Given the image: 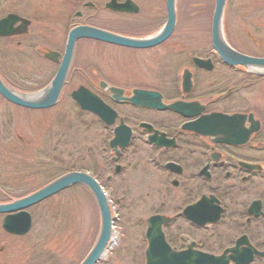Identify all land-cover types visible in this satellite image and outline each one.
Listing matches in <instances>:
<instances>
[{"label":"rangeland","instance_id":"obj_1","mask_svg":"<svg viewBox=\"0 0 264 264\" xmlns=\"http://www.w3.org/2000/svg\"><path fill=\"white\" fill-rule=\"evenodd\" d=\"M35 1L44 4L43 10H37L36 14L43 11V18L47 19L40 18L46 23L54 25L55 20L60 25L69 24L68 14L57 12L64 8L63 0H26V6ZM135 1L141 7L139 15L123 16L120 21L139 18L134 23L123 24L119 30L132 35L141 27L140 18L155 17V24L143 36L153 35L166 20L165 0ZM214 5V0H178L176 29L170 40L154 49L131 51L89 41L79 42L74 66H91L101 70L103 75L109 74L107 78L113 73L134 75L140 86H160L169 79L164 75H178L184 68H193V57L211 56ZM15 7L19 8L18 2ZM224 13L222 28L226 41L236 49L264 54V0H226ZM28 14H31L29 7ZM38 23L33 25L30 35L22 39V46H17L13 39L0 40L1 68L12 73L4 80L21 93L43 91L54 71L51 64H44L36 54L37 44L46 43L38 38L41 29ZM51 30L52 27L43 28L44 33ZM249 34L258 46L252 44ZM214 71L213 76H230L221 65H216ZM70 90L55 107L46 110H22L0 96V203L24 197L63 173L89 172L108 192L115 216L116 245L99 264H143L145 221L153 213L163 211L162 200L157 202L155 199L158 192L162 195L163 172L149 162L153 155L150 151L138 153L143 145L137 139L123 154L129 162L120 159L112 163L113 155L108 146L111 130H103L97 120L84 114L71 99ZM241 93L244 95L246 91ZM247 101L251 108L259 109L264 100L252 97ZM105 144L107 164L100 155ZM137 158H141L138 163ZM115 164L121 166L117 174ZM141 172L146 175L137 179ZM173 208L171 211L174 212L178 206ZM29 212L33 217L32 229L21 238L7 237L0 216V246L5 247L0 254V264H79L100 229L95 200L81 186L59 193Z\"/></svg>","mask_w":264,"mask_h":264},{"label":"flooded vegetation","instance_id":"obj_2","mask_svg":"<svg viewBox=\"0 0 264 264\" xmlns=\"http://www.w3.org/2000/svg\"><path fill=\"white\" fill-rule=\"evenodd\" d=\"M3 2L4 5L0 2V21L7 19L6 23L12 32L16 33L0 40L13 39L16 40L17 46H22V39L29 36L33 25L39 22L41 29L38 38L46 43L37 44L36 54L41 62L51 64L54 68L49 84L63 62L68 36L73 29L89 27L138 39L145 38V31L156 22L155 17L140 18L141 27L132 35L119 30L123 24L134 23L139 18L129 22L120 21L123 16L139 15L141 7L135 0H63L61 3L64 8L57 12L68 14L66 19L69 18V24L65 25H60L55 20L54 25H49L43 20L47 19L43 18V11L37 15L36 11L44 8L42 2L35 1L27 6L26 0ZM17 2L18 9L15 7ZM177 4L178 0L174 30L157 46L135 49L111 45L92 38L78 39L62 96L70 89L72 93L84 88L116 113V118L114 124L108 126L90 112H83L84 114L97 120L103 130L107 131L109 128L112 138L115 136V130L121 125L127 127L131 133L129 146L137 139L143 145L138 153L148 154L147 151H150L153 154L149 156V162L163 172L165 178L160 185L163 187L162 195L159 192L155 195L157 202L162 200L163 211L155 212L147 219L157 216L163 218L161 232L171 253H187L190 255V264H200L192 260L197 259L198 254L212 257V264H264V101L259 109L251 108L247 101L252 97L264 100V75L229 66L220 59L213 48L212 21L211 56L193 57V68H184L178 75H173L175 78L172 75H164L169 79L160 86H140L137 84L138 78L134 75L113 73L107 78L109 74L103 75L101 70L91 66H74L77 45L83 41L127 48L131 51L150 50L165 44L172 37L179 21ZM34 5L36 8H31ZM25 6L26 10H23ZM28 7L31 14H28ZM121 7L128 10L122 11ZM165 9L164 24L148 37L154 36L165 26L168 19L167 0ZM45 27H52V30L44 33ZM248 37L252 44L258 46L256 39L250 34ZM228 45L247 56L264 58L262 53L236 49L230 43ZM52 53L57 54L56 60L46 57ZM195 59L210 61L212 68L199 67ZM216 65H221L230 76H213ZM43 72L41 69V73ZM186 73L189 74V85L185 84ZM8 74L12 75L0 65V79L4 83V77ZM243 90L246 91L244 95L241 93ZM258 90L260 92L256 94ZM113 91L122 93L117 97ZM135 91L156 93L161 96L163 105L182 103L186 108L180 112L172 109L161 110L138 106L125 100L134 97ZM187 105L190 108H187ZM189 126H195L198 131L188 129ZM128 148L121 149L117 154L110 150L113 155L111 162L115 163L120 159L129 162L123 157ZM107 150L105 144L100 154L105 164ZM140 159L137 158L136 163ZM120 171L121 166L115 164L114 172L117 174ZM142 174L146 175L141 172L137 179H140ZM175 206L178 208L174 212L171 211ZM0 216L3 224L5 215ZM2 230L7 237L12 238H21L30 233L29 231L24 235H17L3 228ZM144 240L146 247L143 252V264H146L145 252L149 246L146 230ZM4 251L5 247L0 246V254Z\"/></svg>","mask_w":264,"mask_h":264},{"label":"water","instance_id":"obj_3","mask_svg":"<svg viewBox=\"0 0 264 264\" xmlns=\"http://www.w3.org/2000/svg\"><path fill=\"white\" fill-rule=\"evenodd\" d=\"M175 2L176 0H167V22L161 32L150 38H128L89 27L73 29L68 36L63 62L54 79L45 90L39 94L31 95L32 97L24 96L9 89L0 79V95L7 101L27 109L42 110L55 106L66 82L67 73L73 57L75 42L78 39L92 38L109 44L135 49H147L157 46L167 39L174 30L176 19ZM225 3L226 0H215V9L212 20V43L214 50L219 55L220 59L227 65L243 67L252 73L264 75V58L247 56L234 50L227 44L222 28V17ZM121 9H123L122 11H125L124 9L127 8L121 7L120 10ZM6 20L0 22V37L11 36L16 33L7 28V23H5ZM56 56V53L46 55V57L53 60H56ZM194 61L199 67L208 69L212 68L210 61L199 59H195ZM186 83L188 85L190 84L189 74L187 73L185 75V84ZM113 92L117 97L118 94L120 95L122 93V91ZM72 98L77 101L82 110L94 113L107 125H112L114 123L116 113L84 88H80L78 91L74 92ZM125 100L138 106L152 107L161 110L172 109L180 112L184 111L186 108V105L182 103L165 106L161 103L160 95L144 91H135L134 97ZM187 108L190 107L187 105ZM188 129L198 131L195 126H189ZM115 134L114 139L110 142V147L115 153H118L119 149L128 146L131 133L127 127L121 125L115 130ZM74 185H81L87 188L92 194L99 210L101 225L98 237L92 249L81 263L96 264L109 249L112 215L107 193L102 189L97 180L87 173H67L23 199L11 204L0 205V213L7 214L3 222V228L12 234H26L31 228V216L25 212L24 209L36 205ZM147 222L149 226L147 231V238L149 240V247L146 251L147 264H168V262H170V264H190V255L187 253L173 254L165 244L161 232V225L164 222L162 217H152ZM198 255L197 259L193 258L192 260L195 262L197 261L200 264H212V257L202 254ZM187 256L189 258H187Z\"/></svg>","mask_w":264,"mask_h":264},{"label":"bare ground","instance_id":"obj_4","mask_svg":"<svg viewBox=\"0 0 264 264\" xmlns=\"http://www.w3.org/2000/svg\"><path fill=\"white\" fill-rule=\"evenodd\" d=\"M22 95L26 96V94H22ZM38 96H39V95H38ZM38 96H37V97H38ZM31 97H32V96H31ZM116 238H117V237H116V234H114V235H113L112 244H111V246H110L111 249L114 248V246L116 245V241H117Z\"/></svg>","mask_w":264,"mask_h":264}]
</instances>
